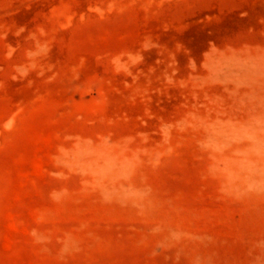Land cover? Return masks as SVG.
Instances as JSON below:
<instances>
[{
	"label": "rangeland",
	"instance_id": "rangeland-1",
	"mask_svg": "<svg viewBox=\"0 0 264 264\" xmlns=\"http://www.w3.org/2000/svg\"><path fill=\"white\" fill-rule=\"evenodd\" d=\"M0 264H264V0H0Z\"/></svg>",
	"mask_w": 264,
	"mask_h": 264
}]
</instances>
